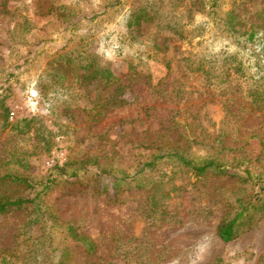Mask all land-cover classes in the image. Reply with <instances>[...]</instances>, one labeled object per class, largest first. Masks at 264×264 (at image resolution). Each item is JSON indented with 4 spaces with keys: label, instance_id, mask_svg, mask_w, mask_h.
I'll return each mask as SVG.
<instances>
[{
    "label": "rangeland",
    "instance_id": "1",
    "mask_svg": "<svg viewBox=\"0 0 264 264\" xmlns=\"http://www.w3.org/2000/svg\"><path fill=\"white\" fill-rule=\"evenodd\" d=\"M57 1L20 0L3 7L0 0V85L6 82L0 98L8 109V126L0 116V165L10 151L18 150L28 157V168L22 171L37 181V191L43 188L41 182L56 177L41 198L42 213L54 224L55 244L72 251L74 264H264V40L240 50L218 33L208 8L211 0H201L204 10L198 3L191 8L192 17L189 0L175 9L174 0H163L160 7L166 14L175 10L185 39L176 36L164 52L152 51L147 60L144 52L152 49L156 23L142 24L137 34V41L144 42L141 47L128 45L117 52L115 36L108 45L104 40L111 30L125 39V24L119 27V22L145 0H122L101 17L83 21L79 32L65 30L68 20L56 10ZM64 1L87 17L101 13L107 3ZM242 2L220 0L218 17L264 8V0ZM21 16L30 23L24 34L14 32L15 19ZM72 51L96 54L97 63L108 66L124 87L127 104L108 109L116 86L107 89L95 81L69 90L64 88L69 79L63 85L48 80L51 62ZM230 55L236 58L227 63L236 67L240 62L244 75L235 74L227 82L217 79L209 86L199 71L212 66L217 72ZM83 59L86 65L85 55ZM131 63L137 65V76L130 72ZM257 92L262 95L258 103ZM32 118L40 121L42 135L50 140L48 150L36 143L38 124L24 135L12 130ZM172 150L247 168L259 182L246 183L234 172L197 177L169 160L131 184L116 185L95 171L72 179L58 175L61 168L72 173L82 161H98L135 176L143 164ZM6 168L3 164L2 171ZM29 193L20 189L17 194ZM249 204L255 207L242 232L223 242L218 227ZM30 214H0L4 256L19 254L29 237L42 240L40 223L29 232L25 228ZM61 224L79 226L95 242V255L82 253L81 242L66 236Z\"/></svg>",
    "mask_w": 264,
    "mask_h": 264
},
{
    "label": "trees",
    "instance_id": "2",
    "mask_svg": "<svg viewBox=\"0 0 264 264\" xmlns=\"http://www.w3.org/2000/svg\"><path fill=\"white\" fill-rule=\"evenodd\" d=\"M17 1L20 0H4V2L1 3V6L5 7L8 2ZM181 1L182 0H174V3L172 4L174 9L177 7L176 4ZM189 1L190 17H192L193 14L191 8L197 5V3L201 7L200 10L205 9V5L201 0ZM219 1L220 0H211L208 8L210 9L212 20L216 24V27H218V33L221 34L223 38L234 44L240 50L249 49L250 47H253L256 41L264 40V8L260 11L254 10L250 13L248 12V15H245L244 13H237V11L234 10L218 17ZM241 1H243L242 4L244 6L246 2H251L253 0ZM106 2L104 10L101 13L90 17L74 12L71 8L72 3L67 4L64 0L56 2V10L61 11L65 20H68L67 27L65 28L67 32H79L82 30L81 25L85 24L83 21L91 22L94 19L101 17L109 8L111 9L120 5L122 0H106ZM162 2L163 0H145L138 8H132V10H130V12L122 18L118 25L121 27L125 24L126 38L124 39L122 34L116 30L108 31L104 37L106 45H108V40L112 36H115L116 41L113 49L117 52L124 50L128 45L129 47L134 48L143 46L144 42L137 41V34L140 32L143 23H156L158 27L150 36V41H152L151 51L144 52L147 60L152 57L153 53L157 54L165 50L167 42L174 39L176 36L180 40H184L185 36L179 28L180 21L176 20L174 15L175 10L166 14V12L160 7ZM15 12H19V9ZM170 14L172 15L171 18ZM29 27L30 23L27 18L21 16L18 20L15 19L14 32L18 31L24 34L28 31ZM152 51L153 53H151ZM84 55L88 61L86 65L82 64L81 61ZM235 56L236 55L228 56L215 73L213 72L216 71V69L212 66H210L207 70L199 71L202 73L209 86H214L215 80L217 79H224L227 82V80L235 74L242 73V75H244L242 70L243 66L240 62L236 67H233L231 62L227 63V61H233L236 58ZM97 58L96 54L92 53L86 55V52L84 51L65 52L60 54L51 62L50 66L52 70L50 69V71L46 73V78L52 82L56 81L55 84L58 82L61 85L69 79L70 85L64 87L69 90L83 89L87 84H92L95 81H98L104 88L107 89H111L116 86L113 96L107 103L108 109L121 108L125 106L127 104V100L124 98V87L118 86V83L120 82L119 79L115 77L108 66H100L97 63ZM130 72L134 76L138 75L136 64H130ZM12 75L14 74H11V76ZM8 78H10V75ZM5 83L1 82L0 90L3 89ZM256 94L257 97L255 102L258 103V101L262 98V95L259 94V92ZM0 112V116L4 123L3 125L8 126V109L5 108L3 99L1 98ZM36 122L40 121L35 118L26 119L22 122H18L17 125L12 126V130H16L19 134L24 135L27 133V130L32 129V126ZM21 124L24 125L21 126ZM37 124L38 123H36V125ZM41 130L42 126H39L38 124L35 131L36 143H42L44 145V149L48 150L50 148V140L42 135ZM163 160L174 161L178 164V166L192 172L197 177L205 176L209 173L215 175H229L231 172H234L236 175L239 174L240 179L246 183L251 182L252 184H256L260 179L259 176L253 178V175L247 168L245 170H241L239 166L226 163L217 157L209 156L206 158H195L187 156L185 152L179 150H172L170 152H162L158 154L151 160V162L143 164L139 171L136 172L135 176H129L122 171H118L112 165H100L98 161H82L72 173H69L66 167L61 168L58 175L72 179L79 177L81 172L87 173L89 171H95L98 177L104 176L112 180L116 185H121L123 183L131 184L137 176L142 175L148 169H156L157 166H159V163ZM3 164L4 166H7L4 171H2ZM22 168H28V157H26L25 153L19 152L18 150L14 152L10 151L6 162L0 165V214L9 215L15 212L30 211L31 214L29 215V221L25 225V228L27 229V232H29L33 226L40 223L42 225L40 230L42 231L43 237L42 240H32L29 237L28 240L25 241V244H23L24 246H21L22 248L19 251V254H16L15 256H4V252H0V264H74L71 258L72 251L69 249L66 250V248H59L55 244V240L57 238L53 231L51 232V228H54V224L49 217H45L42 213V195L51 187L56 177L48 178L44 183L41 182L43 188L37 191V181L29 175H26L22 171ZM20 189H30V193L27 195H18L17 193ZM253 207H255L253 204L246 205L234 218L224 221L217 229L218 237L225 243H229L236 239L242 232L241 226L243 221L250 218V215L253 212ZM63 227H66L67 229L66 236L71 237L75 242H81L82 253L87 254L88 257L95 255V242L90 237H87L82 234V232H79V226L75 227L74 225L61 224V228Z\"/></svg>",
    "mask_w": 264,
    "mask_h": 264
}]
</instances>
